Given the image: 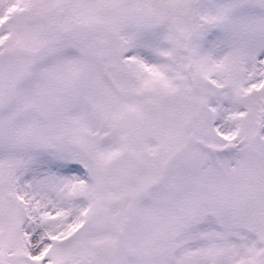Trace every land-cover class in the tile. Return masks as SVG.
<instances>
[{
  "label": "snow or ice",
  "instance_id": "obj_1",
  "mask_svg": "<svg viewBox=\"0 0 264 264\" xmlns=\"http://www.w3.org/2000/svg\"><path fill=\"white\" fill-rule=\"evenodd\" d=\"M0 264H264V0H0Z\"/></svg>",
  "mask_w": 264,
  "mask_h": 264
}]
</instances>
